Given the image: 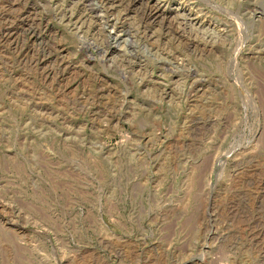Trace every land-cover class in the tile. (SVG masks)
I'll use <instances>...</instances> for the list:
<instances>
[{
  "label": "rangeland",
  "instance_id": "374dc122",
  "mask_svg": "<svg viewBox=\"0 0 264 264\" xmlns=\"http://www.w3.org/2000/svg\"><path fill=\"white\" fill-rule=\"evenodd\" d=\"M97 1L0 0V264H264V0Z\"/></svg>",
  "mask_w": 264,
  "mask_h": 264
},
{
  "label": "bare ground",
  "instance_id": "6f19581e",
  "mask_svg": "<svg viewBox=\"0 0 264 264\" xmlns=\"http://www.w3.org/2000/svg\"><path fill=\"white\" fill-rule=\"evenodd\" d=\"M87 2L91 3V0H87ZM139 2H141V0H98L97 3L91 4V5L89 4L90 7H91L90 10L92 11V13H94L97 17H99V19H101V21H103V24H102L103 28L104 27L105 28H109L112 31H114V34L111 35V38H112L111 40H112L113 45L118 40H120V38H122L121 37V33H123V27L121 26V24L119 22L118 15L115 16L114 11L117 8H122L123 11H125V12L136 11L135 5L138 4ZM150 8H147V6H146V7L142 8V10L140 11V13H139V16H140V18H139V28H148L149 25H151V24L156 22V15H155L156 13L154 14V9H153L154 7L152 9H150ZM158 23L156 22V24H158ZM159 27L163 28L162 26H159ZM166 31L167 32L170 31L168 26L166 28H163V32H165V34H166ZM175 37L177 38V40H179L182 36L179 33H176ZM197 44L198 43L196 41L191 40V42H188L187 44H185L186 47H184V48H186L185 50H187L189 52H193L197 48ZM115 45H117V44H115ZM113 49H114V51H115V49L117 50V48L113 46L112 49H110V48L107 49V53L109 54ZM130 54H131V51H130ZM126 55H129V54L126 52ZM260 58H262V57H260ZM161 62L164 65H166V67L168 65L172 66V63L170 61H167V59L161 58Z\"/></svg>",
  "mask_w": 264,
  "mask_h": 264
}]
</instances>
